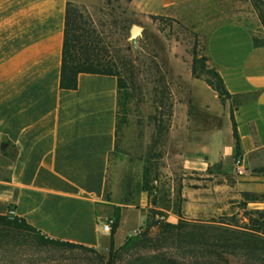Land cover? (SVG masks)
Returning <instances> with one entry per match:
<instances>
[{
	"label": "crops",
	"instance_id": "0c3cea01",
	"mask_svg": "<svg viewBox=\"0 0 264 264\" xmlns=\"http://www.w3.org/2000/svg\"><path fill=\"white\" fill-rule=\"evenodd\" d=\"M71 1L0 0V215L12 208L13 216L45 237L98 247L107 235L101 222L120 207L113 240L121 245L160 208L157 180L137 176L132 182L125 173L128 160H111L117 145V76L82 72L77 88L60 86ZM202 2L131 0L141 14L176 17L196 14ZM208 28L209 59L238 100L223 105L215 90L201 85L215 99L209 103L195 79L196 100L187 102L180 119L183 168L203 172L228 162L235 155V124L240 156L259 171L264 168V45H255L253 31L234 18ZM260 178L257 173L243 179L255 186ZM129 218L135 226L121 234Z\"/></svg>",
	"mask_w": 264,
	"mask_h": 264
},
{
	"label": "rangeland",
	"instance_id": "374dc122",
	"mask_svg": "<svg viewBox=\"0 0 264 264\" xmlns=\"http://www.w3.org/2000/svg\"><path fill=\"white\" fill-rule=\"evenodd\" d=\"M71 3L104 38L105 55L126 80L111 160H128L125 173L132 182L137 176L157 180L160 208L143 232L130 234L135 241L127 248L114 243L111 251V234L98 247H82L24 229L19 238L0 242V264H264V171L237 175L236 155L203 172L185 171L180 127L187 102L196 100L195 79L202 99L215 100L201 87L221 77L207 53L208 27L230 17L264 39V0H203L196 14L177 17L141 14L131 0ZM135 24L143 30L133 38ZM229 98L238 100L230 94L219 99L224 105ZM222 131L227 140L228 126ZM255 172L262 175L254 180L260 184L245 185L243 178ZM135 223L129 218L120 233L132 232Z\"/></svg>",
	"mask_w": 264,
	"mask_h": 264
},
{
	"label": "trees",
	"instance_id": "16d2710c",
	"mask_svg": "<svg viewBox=\"0 0 264 264\" xmlns=\"http://www.w3.org/2000/svg\"><path fill=\"white\" fill-rule=\"evenodd\" d=\"M260 18L264 24V12L260 11ZM254 42L257 46L264 45V39H260L254 36ZM106 47L104 45V38L93 28L85 15L81 13L76 6L71 2L68 3L64 42L62 51V66H61V79L60 86L65 89H75L78 86V76L80 73H98L115 75L118 79V107L124 106L125 102L122 100L124 90L126 88V80L115 69L116 64L108 59L105 55ZM193 72L195 69L193 67ZM220 77V76H219ZM218 77L217 84L207 80V83L216 90L221 100L225 95L230 93L227 91L222 77ZM233 134L235 137V155H241L240 137L236 126L234 124ZM4 147V146H3ZM264 168L259 169V172H263ZM6 179L8 177L4 176ZM114 224L111 232V251L114 248L113 235L119 226L121 213L120 207L116 208L114 215ZM28 229L41 235L36 229L26 223L22 218L15 217L10 218L8 215H0V242L8 241L12 238H19L18 232ZM136 235H128L126 241L121 246L123 248L129 247L135 241ZM39 237V236H38ZM44 238V237H41ZM52 242L66 243L71 245H79L58 239L46 238Z\"/></svg>",
	"mask_w": 264,
	"mask_h": 264
},
{
	"label": "built area",
	"instance_id": "2783aa9c",
	"mask_svg": "<svg viewBox=\"0 0 264 264\" xmlns=\"http://www.w3.org/2000/svg\"><path fill=\"white\" fill-rule=\"evenodd\" d=\"M234 165V171L237 175H247L250 174L251 168L248 166V164L246 163L245 159L242 156H236L233 162ZM8 216L10 217H14L13 216V209L10 208L8 211ZM165 216L163 215H158L157 214V218H164ZM113 224H114V219L113 217H108L107 219L103 220L100 224L101 226V233L103 234H111L112 232V228H113ZM148 226V222L145 221V223H143L141 226H139L136 230L135 233H141L143 232Z\"/></svg>",
	"mask_w": 264,
	"mask_h": 264
},
{
	"label": "water",
	"instance_id": "95a60500",
	"mask_svg": "<svg viewBox=\"0 0 264 264\" xmlns=\"http://www.w3.org/2000/svg\"><path fill=\"white\" fill-rule=\"evenodd\" d=\"M143 28L142 26L140 25H133L132 28H131V36L134 38V37H137L138 35L141 34Z\"/></svg>",
	"mask_w": 264,
	"mask_h": 264
}]
</instances>
